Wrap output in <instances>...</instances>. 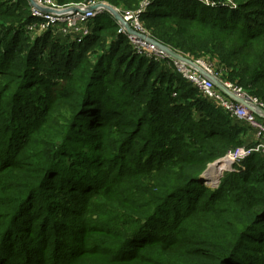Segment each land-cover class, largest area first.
I'll list each match as a JSON object with an SVG mask.
<instances>
[{"label":"trees","instance_id":"obj_1","mask_svg":"<svg viewBox=\"0 0 264 264\" xmlns=\"http://www.w3.org/2000/svg\"><path fill=\"white\" fill-rule=\"evenodd\" d=\"M207 1L151 0L141 21L264 104V0ZM31 8L0 0V264H264V157L199 182L252 130L135 54L108 12L65 43L32 39Z\"/></svg>","mask_w":264,"mask_h":264},{"label":"built area","instance_id":"obj_2","mask_svg":"<svg viewBox=\"0 0 264 264\" xmlns=\"http://www.w3.org/2000/svg\"><path fill=\"white\" fill-rule=\"evenodd\" d=\"M37 4L43 8L48 9H55L56 5L58 6L56 0H36ZM102 2H94L89 3L86 5L79 6V10L77 12L74 11H65V10H58L56 13L52 12L50 14H45L41 12L40 10H37L36 8L32 9V16L39 20L41 23L40 25H35L33 27H30L28 31L33 34V32L36 33V35L40 34L43 31H47L50 29H54L52 27V22L54 21L55 17H59L61 21H65L64 23H68L67 27L64 30V36H71L72 40L81 41L82 38L81 35L75 34V33H68L66 29L73 28L78 24H92L93 20L103 12H106L104 8H99L97 10H89V7L94 6L96 4H99ZM151 4V0H146L142 3L140 8L136 11H123L117 8L118 12L122 15L124 20L130 24V26L133 28V30L143 33L148 37H152L150 33H147L145 29L143 28V23L141 21V17L144 13L147 12L148 7ZM60 7V6H58ZM69 7V6H68ZM61 8V7H60ZM122 27V26H121ZM124 28V27H123ZM89 30H92L89 29ZM87 32V28L85 30ZM84 34V36L88 35ZM119 34L125 36V38L128 40V42L131 44L133 51L138 56H141L143 58L149 59L151 61H154L156 63H161L169 68H172L177 73L181 74L183 78L189 82L198 92L199 94L205 99L212 103H214L217 107H219L222 111H224L230 118L235 120L236 122L244 123L246 126L252 130L254 134V138L256 140L255 146L251 148H240L235 152H230L221 162H223L225 159L229 160L230 167L235 163H242L245 160H247L249 157H251L253 154H260L264 157V115L262 112L258 111L256 108H264V104L259 102L258 99L253 98L247 94V92L242 88L234 83H231L228 80L223 79V75L220 69H218L214 63H210L206 61V59H193L188 56H185L186 58H189L195 64H197L199 67H201L208 75L211 76V78H215L220 83L223 84V86L229 90L233 96L236 99H244L249 102V104L252 105L253 108H249L245 106L244 104L238 102L234 98L226 96L221 90H219L213 81V79L208 78L204 75H202L199 70L193 68L192 66L188 64H184L180 61L175 60L171 56H169L167 53L162 52L157 47L153 46L151 43L147 42L146 40H143L135 35L130 34L129 32L125 31L124 29H121L119 31ZM81 36V37H80ZM184 56V55H183ZM228 169V170H229ZM226 171V170H225ZM224 172V171H223ZM222 172V176H223ZM221 176V178H222ZM219 178V182L220 179ZM205 185L207 186H216L219 184V182L215 185L210 184L208 185L207 181H204Z\"/></svg>","mask_w":264,"mask_h":264},{"label":"water","instance_id":"obj_3","mask_svg":"<svg viewBox=\"0 0 264 264\" xmlns=\"http://www.w3.org/2000/svg\"><path fill=\"white\" fill-rule=\"evenodd\" d=\"M29 4L31 5V7L36 8L37 10H40L41 12L45 13V14H50L52 12H55V10L52 9H48V8H43L41 6H39L36 2V0H28ZM99 8H104L106 12H108L109 14H111L114 19L118 22L119 25L125 27V29L132 35H135L143 40H146L147 42L151 43L153 46L157 47L159 50H161L164 53H167L169 56H171L172 58H174L177 61H180L184 64H188L190 66H192L193 68L199 70V72L208 77L211 78L210 75H208L201 67H199L197 64H195V62H193L192 60H190L189 58H186L185 56L179 54L178 52H176L175 50H173L172 48H170L167 45H164L163 43L159 42L157 39L155 38H151L148 37L146 35H143L135 30H133V28H131L130 24L128 22H126L124 20V18L122 17V15L120 14V12H118L117 8L113 7L112 5L106 3V2H102L99 4H96L94 6L89 7V10H97ZM79 10V8H68L65 11H74L77 12ZM213 79L215 86L221 90L226 96L234 98L235 100H237L238 102L244 104L245 106L249 107V108H253L251 104H249V102L247 100L244 99H236L233 94L227 90L222 83H220L218 80H216L215 78H211ZM258 109V111L262 112V114L264 115V108H256ZM222 162H218L214 165H219ZM213 166V165H211ZM210 166V167H211ZM210 167L205 171L207 172Z\"/></svg>","mask_w":264,"mask_h":264},{"label":"rangeland","instance_id":"obj_4","mask_svg":"<svg viewBox=\"0 0 264 264\" xmlns=\"http://www.w3.org/2000/svg\"><path fill=\"white\" fill-rule=\"evenodd\" d=\"M206 1V3H209L207 0H205ZM227 2V4H230V5H232L233 4V0H227L226 1ZM106 3H108V2H106ZM109 4V3H108ZM82 4H80V5H70L69 7H58L57 5H56V7H55V9L53 8L52 10H55V12L54 13H56V11H58V10H66V9H68V8H80L79 6H81ZM111 5V4H110ZM114 7V6H113ZM116 8V7H115ZM52 17H54L55 18V20L54 21H50V22H52L53 24H52V27L54 28V29H50V30H47V31H43V32H41L40 34H38V35H36V36H34L33 35V40L35 39V40H37L38 38H40L42 35H44V34H50L51 35V37L54 39V40H56V41H59V42H64L65 41V43H69V41H72V37L71 36H64L65 34H64V30H65V28L67 27V24L66 23H64L65 21H61L60 20V18L58 17H55V16H52ZM92 24H93V22H92ZM92 24L90 23V24H88V25H83V24H78V25H76L75 27H73V28H69V29H66L67 31H68V33H75V34H79V35H81L82 36V38L80 39V40H83L85 37H86V35L84 36V34H87L88 32H90L88 35H90L91 33H92V30H89V29H91L92 28ZM143 26V28L145 29V31L147 32V33H150L151 34V31H149L148 29H146L145 27H144V25H142ZM86 28H87V32L85 31L86 30ZM132 28V27H131ZM121 29H124L125 31H127L126 29H125V27L123 28V26L121 27V25H120V28H119V31L121 30ZM128 32V31H127ZM143 34V33H142ZM145 35V34H144ZM152 35V34H151ZM80 36V37H81ZM152 37H153V35H152ZM153 38H155V37H153ZM156 39V38H155ZM171 48V47H170ZM173 49V48H172ZM173 50H175V49H173ZM176 51V50H175ZM176 52H178L179 54H181V55H184L185 56V54H183V53H181V52H179V51H176ZM94 56V55H93ZM93 59H95V56L94 57H92ZM192 58H194V57H192ZM206 61H208V62H210V63H214L215 65H216V67L218 68V60H217V58L216 57H214V56H210V57H208L207 59H206ZM60 77V74H58L57 76H56V78H59ZM232 83V82H231ZM263 104V103H262ZM239 124H244V123H240L239 122ZM246 125V124H245ZM245 128V127H244ZM6 131V127H3V126H0V133H2V132H5ZM223 166V165H222ZM219 170H221V169H219ZM217 168H216V166L214 165V167H213V169H211V171L209 172V173H211V172H213L214 171V174L216 175V173L218 172V176H219V178H221V176H222V174H221V172L219 171ZM208 173V174H209ZM208 174L207 175H205L204 176V178H205V180L207 181V176H208ZM217 176V177H218ZM219 178H218V180H219ZM208 181H211L212 183H214L213 185H215V184H217L219 181H217V183L213 180V179H211V180H208ZM207 181V182H208ZM199 182L201 183V184H204L205 182H201L200 180H199ZM211 182L209 183H207L208 185H210L211 184ZM219 185V184H218ZM218 185H216V186H218ZM216 186H214V187H216ZM121 200H122V198L120 197V196H115L111 201H109V206H111V207H113V206H115V205H120L121 204Z\"/></svg>","mask_w":264,"mask_h":264},{"label":"crops","instance_id":"obj_5","mask_svg":"<svg viewBox=\"0 0 264 264\" xmlns=\"http://www.w3.org/2000/svg\"><path fill=\"white\" fill-rule=\"evenodd\" d=\"M88 36V35H87ZM247 129V128H246ZM248 130V129H247ZM245 140L247 141V143L248 142H250V143H256V140H255V138H254V134H253V132L252 131H249L248 130V134L246 135V137H245ZM218 176V172L216 173V175L214 174V172H213V174L210 176V178H208V176H207V180H211V179H213L216 183H217V181H218V178H219V176ZM211 182V181H210ZM212 183V182H211Z\"/></svg>","mask_w":264,"mask_h":264},{"label":"bare ground","instance_id":"obj_6","mask_svg":"<svg viewBox=\"0 0 264 264\" xmlns=\"http://www.w3.org/2000/svg\"><path fill=\"white\" fill-rule=\"evenodd\" d=\"M221 165H223V166L220 168ZM215 166H216V168H217L218 170L221 169V170H219V171H220L221 174H222L223 170H226V169H228V168L230 167V163H229V160H228V159H225L221 164H219V165H215ZM213 167H214V165L211 166L210 169H209L204 175H207V174L211 171V169H213ZM213 172H214V171H213ZM213 172H211V173L208 174V178H210V176L213 174ZM202 176H203V175H202Z\"/></svg>","mask_w":264,"mask_h":264}]
</instances>
